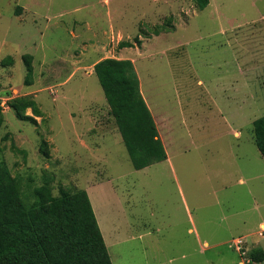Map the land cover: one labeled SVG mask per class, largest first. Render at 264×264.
Wrapping results in <instances>:
<instances>
[{"label":"rangeland","instance_id":"374dc122","mask_svg":"<svg viewBox=\"0 0 264 264\" xmlns=\"http://www.w3.org/2000/svg\"><path fill=\"white\" fill-rule=\"evenodd\" d=\"M105 57L133 62L167 160L133 168L93 72ZM17 96L36 102L35 123L8 106ZM0 104V161L25 202L48 176L54 195L93 182L99 214L125 217L113 264H241L238 237L264 249V0H0ZM247 157L258 172L241 185Z\"/></svg>","mask_w":264,"mask_h":264},{"label":"trees","instance_id":"16d2710c","mask_svg":"<svg viewBox=\"0 0 264 264\" xmlns=\"http://www.w3.org/2000/svg\"><path fill=\"white\" fill-rule=\"evenodd\" d=\"M194 2L198 9L209 4V0ZM131 46L130 41L120 43V47ZM24 64L23 83L31 85V55L24 56ZM93 72L133 168L139 170L165 160V148L142 96L133 62L105 57L93 64ZM8 106L20 120L35 123L34 116H40L36 102L26 96L9 99ZM27 108L33 116L26 114ZM3 120L0 104V128ZM252 124L253 140L264 158V116ZM44 144L42 141L40 149L48 156ZM11 145L18 150L13 141ZM51 181L50 176L45 177L32 189L33 200L25 202L17 179L0 161V264H112L87 192L61 186L54 195ZM249 257L253 263L264 262V249L253 248Z\"/></svg>","mask_w":264,"mask_h":264},{"label":"crops","instance_id":"0c3cea01","mask_svg":"<svg viewBox=\"0 0 264 264\" xmlns=\"http://www.w3.org/2000/svg\"><path fill=\"white\" fill-rule=\"evenodd\" d=\"M152 117H153V119L155 121V125H156L157 124L156 119L158 120V118L156 116H154L153 114H152ZM159 123H160V121H159ZM161 137H162V135H161ZM258 154H260L259 150H258ZM168 158L169 157H168V154H167V157H166L165 160H167ZM236 168H237V171L239 173L238 182L241 183V185H244L245 182H248L250 179L254 178L257 175V172H258L257 171L258 168H256V166H254L252 164V161L248 157L245 158L244 160H241L240 162H238V164L236 163ZM106 181L108 182L109 180H106ZM97 182H104V180L103 181H101V180L100 181H95V183H97ZM92 183L93 182H91L88 185H86V187L84 189L87 192V194H88V197H89L90 202H92L91 205L93 204V200H92V197H91V191L94 190V188H95V185H93ZM227 187H229V185L227 183V179H225L222 182L221 188H223L224 190H226ZM249 190H251V188L249 187V185H246L245 186V191H249ZM92 208H93L94 214L96 216V220H97V223L99 225V228L101 230V233H102V236H103L105 245L107 247L108 253L110 254L109 248L113 245L115 236H117L120 233V230H121L119 228V226L117 225V221H115L114 218H125V217L124 216L114 215V213L110 209H108L106 211V215L103 217V216H101V213L99 214V212L97 211V209H95L94 204H93ZM101 218H105V222H104V220H101ZM242 223H243V225H245L246 224V220H242ZM258 225L259 226H264L263 222H260ZM246 229H248V228H246ZM246 229H242V230H246ZM255 231L253 233L244 234L246 236L248 235V238H247L248 241L250 240L251 234L256 235L255 234ZM262 237H264V236H262ZM252 241H254V240H252ZM255 242L259 244L258 241H255ZM258 244L256 245L257 247L260 246V245L258 246ZM260 247L262 248V246H260ZM110 259L112 261L111 256H110ZM112 264H113V262H112ZM237 264H238V261H237Z\"/></svg>","mask_w":264,"mask_h":264},{"label":"built area","instance_id":"2783aa9c","mask_svg":"<svg viewBox=\"0 0 264 264\" xmlns=\"http://www.w3.org/2000/svg\"><path fill=\"white\" fill-rule=\"evenodd\" d=\"M261 227V232L259 230V234L263 235L262 232L264 231V226H260ZM241 238H234L232 243L229 245V247H234L236 249V251L238 252V254L240 255V261L241 264H251L253 263V261L250 259L249 257V250L246 248V246L243 245V243L241 242Z\"/></svg>","mask_w":264,"mask_h":264}]
</instances>
